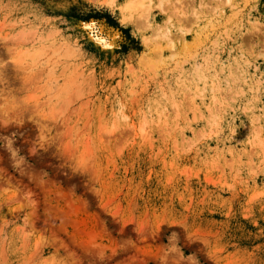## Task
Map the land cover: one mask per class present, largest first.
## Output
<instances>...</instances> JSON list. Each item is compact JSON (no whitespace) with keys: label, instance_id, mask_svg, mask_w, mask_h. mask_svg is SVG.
<instances>
[{"label":"rangeland","instance_id":"1","mask_svg":"<svg viewBox=\"0 0 264 264\" xmlns=\"http://www.w3.org/2000/svg\"><path fill=\"white\" fill-rule=\"evenodd\" d=\"M0 69V264H264V0H0Z\"/></svg>","mask_w":264,"mask_h":264},{"label":"bare ground","instance_id":"2","mask_svg":"<svg viewBox=\"0 0 264 264\" xmlns=\"http://www.w3.org/2000/svg\"><path fill=\"white\" fill-rule=\"evenodd\" d=\"M134 2V1H133ZM132 4L133 3H131V1L129 2V3H127L126 5H124V7H123V11H127V10H129V9H132V10H135V9H133L134 8V6H132ZM134 4H135V2H134ZM133 4V5H134ZM135 5H137V4H135ZM133 7V8H132ZM137 7V6H136ZM122 10V9H121ZM122 11V12H123ZM131 12V11H130ZM124 16V15H123ZM124 18H125V16H124ZM145 18V17H144ZM146 19H147V17H146ZM168 35V33L166 34H164V35H161V37H168L167 36ZM5 72V71H4ZM4 72L3 71H1V69H0V115L2 116V117H5V118H10L9 120H11V118L12 119H17V120H22V119H25L24 118V114L23 115H21V114H19V112H17V110H16V106L15 107H12L13 105H15V101H16V95H15V91L13 90V89H11V85H8V81L5 79V74H4ZM7 78V77H6ZM8 83H7V82ZM17 94V93H16ZM24 107V106H23ZM19 108V107H18ZM20 111V110H19ZM26 117V116H25ZM32 118V117H31ZM30 118V119H31ZM43 117L41 116V118H38V125H39V127H40V131L39 132H41V138L43 139V140H45V142H46V140L48 139V137H50V135H51V125H50V123L47 121V120H45V119H42ZM33 119V118H32ZM31 119V120H32ZM26 120V119H25ZM30 120V121H31ZM37 120V119H36ZM33 121V120H32ZM37 125V124H36ZM39 129V128H38ZM53 136V135H52ZM41 140V139H40ZM2 174V173H1ZM62 260V259H61ZM61 264H68L67 262H66V260H62V262H61Z\"/></svg>","mask_w":264,"mask_h":264}]
</instances>
